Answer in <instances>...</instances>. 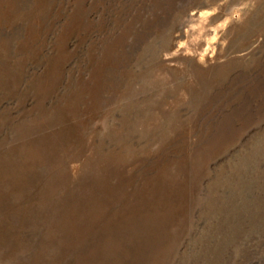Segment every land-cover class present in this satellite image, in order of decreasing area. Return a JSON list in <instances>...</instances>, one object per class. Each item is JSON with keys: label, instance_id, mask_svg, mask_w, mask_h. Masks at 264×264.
Listing matches in <instances>:
<instances>
[{"label": "rangeland", "instance_id": "obj_1", "mask_svg": "<svg viewBox=\"0 0 264 264\" xmlns=\"http://www.w3.org/2000/svg\"><path fill=\"white\" fill-rule=\"evenodd\" d=\"M124 250L264 264V0H0V264Z\"/></svg>", "mask_w": 264, "mask_h": 264}, {"label": "bare ground", "instance_id": "obj_2", "mask_svg": "<svg viewBox=\"0 0 264 264\" xmlns=\"http://www.w3.org/2000/svg\"><path fill=\"white\" fill-rule=\"evenodd\" d=\"M170 206H176V204H172V205H170ZM143 216V215H142ZM156 232V231H155ZM155 234V233H154ZM151 242V239H149V241L147 242V243H150ZM113 255H118L117 256V258L115 259V261L116 262H118L117 264H120V263H122V262H124V261H129L130 259H132L134 256H135V254L134 253H129V254H127L126 255V251L124 250L122 253H120V254H117V253H115V254H111L110 255V260H111V257L113 256ZM110 260H107L106 259V264H107V262H108V264H110L109 263V261ZM103 264V263H102ZM113 264V263H112Z\"/></svg>", "mask_w": 264, "mask_h": 264}]
</instances>
